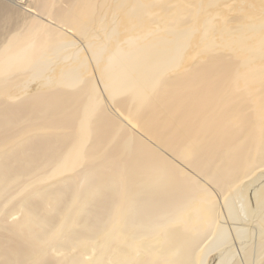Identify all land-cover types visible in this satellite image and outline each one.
Returning <instances> with one entry per match:
<instances>
[{
  "label": "bare ground",
  "instance_id": "obj_1",
  "mask_svg": "<svg viewBox=\"0 0 264 264\" xmlns=\"http://www.w3.org/2000/svg\"><path fill=\"white\" fill-rule=\"evenodd\" d=\"M0 264H264V0H0Z\"/></svg>",
  "mask_w": 264,
  "mask_h": 264
}]
</instances>
